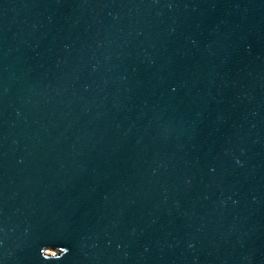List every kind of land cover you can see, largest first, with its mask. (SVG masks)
<instances>
[{
	"label": "water",
	"instance_id": "water-1",
	"mask_svg": "<svg viewBox=\"0 0 264 264\" xmlns=\"http://www.w3.org/2000/svg\"><path fill=\"white\" fill-rule=\"evenodd\" d=\"M0 264H264V0H0Z\"/></svg>",
	"mask_w": 264,
	"mask_h": 264
},
{
	"label": "rangeland",
	"instance_id": "rangeland-1",
	"mask_svg": "<svg viewBox=\"0 0 264 264\" xmlns=\"http://www.w3.org/2000/svg\"><path fill=\"white\" fill-rule=\"evenodd\" d=\"M47 252L49 253V254H54V251L53 250H47Z\"/></svg>",
	"mask_w": 264,
	"mask_h": 264
}]
</instances>
